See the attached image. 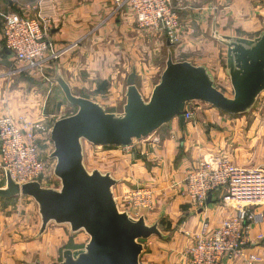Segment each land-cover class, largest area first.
<instances>
[{
    "label": "crops",
    "instance_id": "0c3cea01",
    "mask_svg": "<svg viewBox=\"0 0 264 264\" xmlns=\"http://www.w3.org/2000/svg\"><path fill=\"white\" fill-rule=\"evenodd\" d=\"M119 1L122 8L115 0H33L17 11L24 18L49 23L45 29L48 49L38 71L44 80L59 75L74 96L97 103L109 113H122L132 71L137 90L144 100L149 99L165 68L162 44L174 62L205 67L214 85L228 92L231 86L223 65L226 48L212 34L253 39L263 30L264 0H173L179 14V41L168 46L163 34L137 30L126 0ZM2 2L0 14L12 11ZM5 52L0 40V62H10ZM12 78L11 69L0 65V117L11 118L18 127L29 120L40 123L45 129L37 133L41 145L49 139L50 128L45 123L52 113L47 108L44 111V103L36 108L31 92H25L24 85L16 88ZM27 82L30 87L36 85L33 79ZM191 104L197 108L193 121L181 128L174 119L144 139L145 145L134 153L120 147L94 151L93 170L117 181L113 194L121 211L134 216L122 201L129 189L143 187L153 193V208L144 218L148 225L159 224L163 238L141 242L139 264H186L185 251L194 234L204 224L214 230L223 219L235 215L237 206L220 192L196 210L181 194L184 174L198 159L217 157L264 174V92L251 110L238 117L202 103ZM1 177L0 188H4L6 179ZM25 199L0 201V264H29L35 255L33 246L44 247L43 241H32L40 220L37 209ZM249 209L255 223L248 229L242 256L222 264H247L250 257L255 259L252 264H264V199ZM38 258L41 264H51L57 256Z\"/></svg>",
    "mask_w": 264,
    "mask_h": 264
},
{
    "label": "water",
    "instance_id": "95a60500",
    "mask_svg": "<svg viewBox=\"0 0 264 264\" xmlns=\"http://www.w3.org/2000/svg\"><path fill=\"white\" fill-rule=\"evenodd\" d=\"M212 38L226 48L225 68L232 97H226L214 85L205 67L174 62L171 53L148 100L135 86V72L129 74L120 114L74 96L59 75L52 79L67 105L77 110L74 115L55 121L49 133L53 146L49 159L55 162L52 174L59 187L43 188L38 182L18 185L7 175L5 187L0 188V201L17 197L33 200L40 219L39 235L53 223L67 225L70 234L83 231L88 236L83 249L64 250L59 264H139L144 248L141 242L163 238L158 223L148 225L143 216L134 219L119 209L113 194L117 181L110 174L87 172L83 143L102 148L127 147L174 119L182 128L185 108L194 102L230 117L242 116L264 92V21L263 30L253 39L217 33ZM167 45L172 44L167 41ZM5 53L10 55L7 49ZM0 65L12 68L7 60ZM210 203L208 198L206 204Z\"/></svg>",
    "mask_w": 264,
    "mask_h": 264
},
{
    "label": "built area",
    "instance_id": "2783aa9c",
    "mask_svg": "<svg viewBox=\"0 0 264 264\" xmlns=\"http://www.w3.org/2000/svg\"><path fill=\"white\" fill-rule=\"evenodd\" d=\"M115 2L118 6L122 5L119 0ZM126 6L137 29L160 32L170 43L178 41L180 21L173 0H126ZM46 27V21L15 14L4 20V46L11 54L12 64L25 68L14 69L15 73L40 71L48 49ZM191 105L195 104L185 108V122L193 121ZM44 131V127L37 122H24L18 127L11 118L0 117V175L5 179L8 175L18 185L29 182L41 185L44 163L37 152V133ZM120 148L126 151L131 146ZM181 183L184 187L181 194L195 210L203 208L207 199L216 192L222 193L230 204L237 206L235 215L223 219L216 229L210 230L204 224L194 234L185 251L186 264H222L225 259L242 256L248 229L255 223V215L249 207L264 199L262 171L237 168L217 157L200 158L184 174ZM122 201L134 211L132 218L137 219L152 210L153 193L143 187L129 189L123 194ZM254 261L250 257L247 264Z\"/></svg>",
    "mask_w": 264,
    "mask_h": 264
},
{
    "label": "rangeland",
    "instance_id": "374dc122",
    "mask_svg": "<svg viewBox=\"0 0 264 264\" xmlns=\"http://www.w3.org/2000/svg\"><path fill=\"white\" fill-rule=\"evenodd\" d=\"M31 2H33V0H3V2H2L3 7L5 6V8H6L8 6V7L12 8V11H10L9 13H6V14L1 13L0 14V40H1V43L3 46H4V42L2 39V25H3L4 20L7 18V16L13 15V14L24 18L23 16L19 15L20 13H17V11H19L20 9H26L27 8L26 5L31 3ZM125 3H126V1H125ZM115 4L117 6L116 2H115ZM121 6H120V8H122ZM176 12H177V10H176ZM177 14H178V12H177ZM178 17H179V14H178ZM132 18H133V16H132ZM133 20H134V18H133ZM48 24L49 23L47 22V25ZM137 30H139V29H137ZM139 31H141V30H139ZM141 32H145V31H141ZM150 33H152V32H150ZM154 33H157V32H154ZM158 33H160V32H158ZM164 38L166 39L165 36H164ZM167 41L168 40L166 39V42ZM178 41H179V39H178ZM178 41L176 43H178ZM170 44H172V43H170ZM165 45L162 44V47H161L163 50L161 55H162V57H164V59H163L164 61H166L167 55H168V51H166L167 47ZM9 57H10V63L12 64L13 59L11 57V54L9 55ZM224 64H225V60L223 59V65ZM20 68H24V67L22 65L18 66L16 64H12V68H11L12 74L11 75L13 76L12 79H14L15 86H16V88H18V86L24 85L26 87L25 92H29V93L31 92V102L35 104V107L38 108L39 107L38 105L41 106L42 103H44V108H43L44 111L47 108L46 111H48L49 113H52V116L49 119H46V123H45L46 126H48L51 129V127L55 121L60 120L62 118L72 116L76 113L77 110L75 108H72L69 105H67V102H66L60 88L50 78H48L46 76L45 80H44L42 73H40L38 71H33V72L23 71L22 74L14 72V69H20ZM28 78L33 79L36 82V85H33V87H30L29 83L27 82ZM216 87L219 88V90L226 97H232L231 88L227 92L225 90H222V88L217 86V85H216ZM190 107H191L190 109H192L193 112L195 109H197L196 106L191 105ZM201 107L202 106H200V108ZM30 122H33V121H30ZM143 142H144V140H141V142H139V141L134 142L132 145L133 147L131 146V148L126 150V151L128 153H132L133 150H135V148L141 147V145H145V143H143ZM103 150H105V149L102 147H93L89 144L83 143V163H84V167L87 170V172L93 171V169L95 167L94 161L96 158V156H95L96 153H94V151H103ZM52 151H53V146L50 143L49 139L46 142L42 141L41 145L40 144L38 145V141H37L38 156H39V159L44 163V177H42L40 179V183H41L43 188H58V186H59V182L53 177V174H52V171H53V168L55 165L54 160L49 159V156L52 153ZM88 153H91V156ZM1 176H3V175H0V177ZM21 199H24V198L21 197ZM25 200H27V198ZM27 201L32 203L34 205L35 209H37V206L33 200L28 199ZM36 213H37V216L39 217L38 209H37ZM39 225H40V223H39ZM38 231H39V227H38L37 232L35 231V233H33L32 241H33V243H36V242L40 243L43 241L44 247L42 248V250H40L38 248L39 245H37L35 247L33 246V248L35 250V255L33 256L32 260L30 261L29 264H34L36 262L40 263L38 257H40L42 259L47 257L50 259V257L54 253L57 256V259H55L52 262L50 261V262H51V264H59L62 261V251L67 250V249L68 250L83 249L85 244L87 243V241L89 239L88 236L83 231L78 232L76 234H70L69 227L67 225H55V224L51 223L50 225H48V227L46 228V230L43 234L39 235ZM39 251H40V253H39ZM44 255H46V257Z\"/></svg>",
    "mask_w": 264,
    "mask_h": 264
}]
</instances>
